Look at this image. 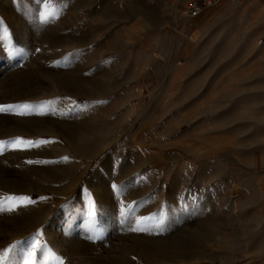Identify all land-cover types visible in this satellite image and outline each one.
I'll list each match as a JSON object with an SVG mask.
<instances>
[{"label": "rangeland", "instance_id": "374dc122", "mask_svg": "<svg viewBox=\"0 0 264 264\" xmlns=\"http://www.w3.org/2000/svg\"><path fill=\"white\" fill-rule=\"evenodd\" d=\"M184 3L0 0L5 264H264V0Z\"/></svg>", "mask_w": 264, "mask_h": 264}, {"label": "snow or ice", "instance_id": "6c2138e0", "mask_svg": "<svg viewBox=\"0 0 264 264\" xmlns=\"http://www.w3.org/2000/svg\"><path fill=\"white\" fill-rule=\"evenodd\" d=\"M45 11L41 13V20L47 21L49 17H54L56 15V11L52 8L51 4L45 3L44 4ZM52 9L49 11V9ZM0 31L6 33V28L3 25H0ZM28 107V106H25ZM43 107V106H41ZM11 108V106H8ZM7 110L5 107H0V111ZM24 114V113H20ZM34 142L33 141H24L20 138H17L15 141L12 142L13 147L18 146H31ZM43 143V141H41ZM41 199H44L43 197ZM34 203L29 197L26 196H6L0 198V212H13L16 210L17 207L20 205H27ZM89 215H93V212L90 211ZM157 227L159 228L160 225L158 224ZM133 231H145L146 229L139 226V222H137V227L132 229ZM39 233H37V237ZM16 248V245H12L11 247L5 249L3 252H0V264H5L6 261H9L12 257L10 253ZM54 254L52 250L47 247V245L41 244L37 238H33L31 242L28 243L27 247L22 250L21 256L23 264H49V258L52 257ZM60 264H63L60 261Z\"/></svg>", "mask_w": 264, "mask_h": 264}, {"label": "built area", "instance_id": "2783aa9c", "mask_svg": "<svg viewBox=\"0 0 264 264\" xmlns=\"http://www.w3.org/2000/svg\"><path fill=\"white\" fill-rule=\"evenodd\" d=\"M218 0H185L182 6V13L190 19L198 17L203 10L210 4L215 3ZM240 1V0H231ZM259 44H264V33L258 39Z\"/></svg>", "mask_w": 264, "mask_h": 264}]
</instances>
